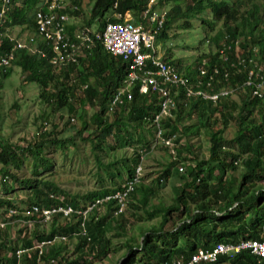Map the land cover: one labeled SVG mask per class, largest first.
I'll list each match as a JSON object with an SVG mask.
<instances>
[{"label": "trees", "instance_id": "16d2710c", "mask_svg": "<svg viewBox=\"0 0 264 264\" xmlns=\"http://www.w3.org/2000/svg\"><path fill=\"white\" fill-rule=\"evenodd\" d=\"M39 1L25 0L21 8L17 11L15 7L10 16H15V12L18 16H23V19L34 15ZM91 1L95 4L86 25L91 27L95 24L96 32H102L108 23L107 15L114 11L117 0ZM147 1L122 0L119 1L116 11L121 14L130 11L135 15L136 21L140 22L138 17ZM174 1L175 4L164 22L163 29L158 34L159 39L167 37L166 32L171 29L175 19L191 16L192 13L201 16L202 12L209 9L212 20L203 19L207 33L214 31L217 23H223V28L210 38L217 49L222 43L230 44L243 36L247 41L250 39L248 42L251 44L259 46L261 60L264 61V5L257 6L252 3L248 6L251 7L250 10L241 12L242 4L237 6L234 3L232 6L225 0ZM72 3V15L80 16L83 11L81 0L78 2L73 0ZM23 23L24 21L17 22L13 19L10 26ZM184 25L189 27L190 23L185 22ZM247 26H252L248 32ZM70 30L68 29V32L72 33ZM71 38L74 39V36L71 35ZM10 47L11 43L6 38L0 44V55L6 53ZM40 48H45V45ZM87 50H83L84 54L78 64L61 69H56L47 59L41 58L39 53L29 54L26 49L16 53L13 64L17 63L22 72L27 74V81L39 85L40 100L52 107L53 111L66 110L68 114L76 115L79 107L86 108L87 105L98 107L99 110L89 121L86 119L83 121L80 135L90 130L91 126H95L88 135L89 141L99 169H105L114 183L112 186H104L98 191L90 192L82 198L63 194L64 201L59 200L58 190L54 184L40 179L39 169L45 172L53 169L50 161L44 157L46 144L50 142L65 149L67 141L51 138V133L47 130L50 122L45 121L38 131L41 133L33 135L26 147L18 149L8 142L0 144L2 195H9V192L15 190V186L8 180H12L23 189H30L31 196L26 202L22 201L26 208L32 205L43 207L71 205L74 210H86L95 200L122 190L127 180L134 174L139 159L138 149L132 151V158L116 159L111 154L115 155L127 147L150 145L146 133H154L151 121L159 112L156 95L154 93L141 95L138 93L139 85H135L133 101L108 113L109 101L124 85L129 65L123 59L111 55L99 43ZM205 57L210 62L219 64L220 54H208ZM233 58L232 52L231 59ZM199 59L197 58V62ZM166 61L169 64L173 63L181 71V62L171 61V55ZM9 69L0 71V75L5 77ZM184 72L191 76L190 68ZM244 80L243 75L237 74H233L231 78L233 86L243 87ZM239 95L240 102L226 98L213 105L200 99L186 100L182 92L179 93L176 98L175 118L164 121V129H168L171 134L178 133L181 121L192 118L193 115H196L200 127L205 121L203 127L209 128L208 159L190 161L186 159L190 156L183 157V151L176 149V155L170 154L172 160L159 172V178L156 177V186L145 185L142 179L136 189L129 194L127 208V211L131 209L129 217L125 214L127 211L115 215L117 206L114 201L104 204L103 214L95 210L89 213L86 219L76 213L69 217L57 214L49 222L50 231L36 224L31 233L26 228H20L17 243L13 245L1 241L0 264H16L14 252L18 248L19 240L22 247L29 248L33 247L34 241H53L55 237H67L68 241L56 240L44 246L40 264H48L50 259L59 257L62 258V262L58 264H63V261L65 264H100L104 259L111 257L112 253L118 252L120 248L113 244L112 239L122 236H126L123 242L125 251L116 264L137 262L166 264L179 256L184 257L183 264H186L199 248L209 249L220 243L237 244L243 240H264V186L260 185L264 182V90L261 97L240 93ZM215 112L219 113V116L214 120ZM83 115L87 116L82 110L81 117ZM232 121L238 126L237 136L228 140L224 133ZM89 123L93 124L90 126ZM218 125L220 127L217 128ZM48 138H51L50 141ZM150 151L148 148V153ZM21 152L31 157L37 167L30 177L23 179L15 173L22 168ZM104 156L111 158V161L104 163ZM174 169L177 170V175H184L180 176V185L174 188L177 191L174 203L167 205L159 202L155 205L152 203L153 197H159L157 192L168 184ZM233 172H239L238 177L232 176ZM101 179L103 181V178ZM118 180L124 181V184H116ZM4 196L0 197V220L10 208L22 211L17 199ZM156 219H160V223L150 224V228L140 236L135 237V233L128 235L130 228H135L137 222ZM134 220L137 222L133 223ZM82 224L85 225L83 228L88 235L81 233ZM3 230L5 229L0 230V238L8 240V231ZM112 230L113 235L109 236L108 233ZM22 233L27 236L22 238ZM68 246L72 248L69 249ZM68 250L73 252L71 258L65 256L66 254L71 256ZM10 252L13 256L9 255ZM138 254H141V257L138 258ZM38 255V249H33L24 255L23 263L38 264ZM259 260V257L246 250L235 254L233 258L222 256L216 264H258ZM259 264H264V261Z\"/></svg>", "mask_w": 264, "mask_h": 264}, {"label": "built area", "instance_id": "2783aa9c", "mask_svg": "<svg viewBox=\"0 0 264 264\" xmlns=\"http://www.w3.org/2000/svg\"><path fill=\"white\" fill-rule=\"evenodd\" d=\"M119 1L122 0L115 2L114 13L111 14L115 20L109 21L102 32H96L85 27L70 34L67 31V25L70 20L69 12L73 11V6L69 9L65 0H40L36 6L34 19L38 36L46 46V48L41 49L34 45L32 37L22 40L8 33L7 24L14 6L12 0H0V44L6 38L11 43L7 52L0 55V71L8 70L15 61L16 53L25 49L28 50L29 54L39 53L41 58L47 59L56 69H61L78 64L84 54L83 50H90L99 43L111 55L123 59L129 65L124 85L116 91L109 101L108 113L114 112L117 108L133 101L135 85H139L138 93L141 95L154 93L159 105V112L151 121L154 127L155 140L149 146H139L138 164L134 174L127 180L122 190L111 193L103 199L95 200L87 206L86 210H74L71 205L59 207L32 205L30 208L22 207L21 212L15 208H10L3 220L0 221V230L6 229L10 223H16L20 228H26L31 233L36 224L45 228L57 214L69 217L76 213L86 219L89 213L95 210L100 212L104 208V204L109 201L115 202L117 206L116 215L125 213L129 204V194L136 189V186L143 179L148 148L151 150L150 152L157 147L168 148L170 154L176 155L179 135L178 133L171 134L168 129H164L163 122L175 118L176 98L180 89L183 90V97L185 98L200 96L202 99L216 103L220 97L230 93L225 87L216 91V86L221 83L218 76L222 75L227 82L231 74L230 71L240 69V72L246 75L245 86L251 94L262 96L264 62L260 61L258 49L247 47L242 50L240 39H236L230 44L222 43L220 60L224 65L223 70L218 66H211L209 60L202 59L198 69L200 73L199 82L196 85L197 91H195L188 87V80L174 65L165 61L161 50L156 48L158 34L163 29L169 14V0H148L139 14L140 22L135 21L134 14L130 11L125 12V14L118 13L116 9ZM71 35L74 36V39L71 38ZM232 52L235 53L234 61H230ZM202 86L205 90H201ZM57 198L64 201L63 196L59 195ZM18 215L20 217L15 218ZM34 216L35 218H33ZM13 217L15 220L10 222L9 220ZM84 226L82 224L81 230L85 234ZM25 236H27L25 233L21 234L22 238ZM56 240L68 241L67 237H55L53 241ZM53 241H34L33 247L29 248L19 246L14 252L16 264H24V255L33 249H38L37 262H42L43 247ZM246 250L260 258L258 264L264 261V240H243L237 244L220 243L209 249L199 248L186 261V264H216L222 256L233 258L235 254ZM11 252L9 255L13 256ZM57 262L58 260L52 259L49 264H57ZM183 263L184 257L179 256L166 264Z\"/></svg>", "mask_w": 264, "mask_h": 264}, {"label": "rangeland", "instance_id": "374dc122", "mask_svg": "<svg viewBox=\"0 0 264 264\" xmlns=\"http://www.w3.org/2000/svg\"><path fill=\"white\" fill-rule=\"evenodd\" d=\"M81 1L86 4V0ZM88 1L90 3H88L87 6L92 5L93 7L95 2H92L91 0ZM225 1L232 6L234 3L237 6L242 4L241 12H244L246 9L250 10L251 7L248 8V6L252 3L257 6L264 5V0ZM172 3L175 4V1H172ZM172 6L173 5L169 6V12L171 11ZM257 9L259 10V8ZM82 10L84 16L86 10L85 8ZM91 11L89 16H85L84 21L81 19L79 28L87 24V21L91 16ZM111 13L112 12L108 15H111ZM203 19L209 21L212 20L211 11L209 9L202 12L201 16L192 13L191 16H183L177 20L175 19L172 23L171 29L166 32L167 37L164 39H158L157 41V49L165 51L166 57L171 55V60H173L174 63H177L178 61L181 62L182 70H185L186 67H195L197 63L196 60L199 56L215 54L217 51V47L213 44L210 38L214 37L216 33L223 28V23H217L214 27V31L207 33V29L203 25ZM185 22H189L190 26H185ZM94 25L95 24H93L92 27L93 29H96L97 27ZM251 28L252 26H247L246 31H250ZM240 39H244V37L242 36ZM254 49L258 48L254 47ZM0 84L2 86L0 88L1 145L8 142L17 148L26 147L27 142H31L33 135L41 133L38 131L41 129L43 122L49 121L50 125H47V130L48 133H51V138H55L57 141H67V144L65 149L59 147L57 144L53 145L50 142L46 144L44 157L46 160L50 161L53 169L46 172L39 169V172L41 173L40 179L54 184V187H56L60 196L65 194L72 197L79 196L80 198L90 192L98 191L104 186L113 185L114 182L108 177L105 169H99L98 162L96 161L95 154L89 141L90 138L88 135L92 131L91 129L95 127L91 126L93 123H89L91 126L90 130L80 135L83 121L85 119L89 121L99 110L98 107H92L89 105H87L86 108L79 107L77 108L76 115L68 114L66 110L59 112L53 111L52 107L40 100L39 85L36 82L27 81V74L22 72L21 67L17 63L10 67L5 77L0 75ZM238 97H240L239 93H234L231 99L233 101L240 102ZM82 110L86 112V117L84 115L81 117ZM209 110L211 109L209 108ZM108 115L110 116V114ZM213 116L215 117V120L218 118L219 113L215 112L213 113ZM72 119H74V121ZM203 126L200 127L197 124L196 115H193L192 118H186L181 121L180 129L178 131V134L180 135L178 150L183 151V157L187 155L190 156L186 158L187 160L195 161L196 159L200 160L209 158V128ZM218 127H220V125H218L217 128ZM237 128V124H234V121H232L225 130V138L228 140L235 138L237 136ZM146 138L150 144L153 143L155 140V132L153 134L146 133ZM138 148L139 145L127 147L118 151L115 155L111 154V156H114L116 159H121L123 157L132 158V151L134 149L137 150ZM20 154L22 168L20 171L15 173L23 179L30 177L32 172L37 170V167L31 157L23 154L22 152ZM147 156L148 161L144 166L143 183L145 185L156 186V177H158L160 171L167 167L172 158H170L169 150L166 151V149L161 147H157L152 152H149ZM109 161H111V158L104 156L103 162L108 163ZM186 164L187 163H185V165ZM176 171L177 170L174 169V174L169 179L168 184L163 187L160 192H157L159 193L157 194L159 197H153L152 203L155 205L159 202H164L167 205L174 203V197L177 194V191H175L174 188H176L178 184L180 185V176H184L183 174L177 175ZM238 173L239 172H233L232 176L238 177ZM101 178H103V181H101ZM8 181L15 186V190L13 192H9V195H2L1 187L3 181L0 179V197L4 196L6 198L17 199L18 205L21 208L25 207L22 201L26 202V200L31 196V190L23 189L15 182H12V180ZM119 183L123 185L124 181H116V184ZM260 185L264 186V182ZM192 208L194 209V206H192ZM100 212L103 213L104 208ZM130 213L131 209L129 208L125 214L129 217ZM3 217H5V215H3ZM3 217L0 221L3 220ZM9 221L13 222L12 219ZM160 221V219L141 222L134 220L132 222H137L136 226L135 228H130V233H128V235L130 236L135 233V237L140 236L143 232H146L148 228H150V224L158 225ZM48 225L49 224H47L46 228H44L46 231H50L51 226ZM9 227L10 229H8ZM5 231H8L7 234L9 235V238L8 240L0 238V243L1 241H6V243L8 242L10 245L17 243L20 231L18 224L10 223L7 228L3 230V232ZM108 235L112 236L113 230L110 231ZM125 239L126 236H122L120 238L113 237V244L118 246L120 249L117 253H112L111 257L109 256L104 259V261L100 264H116L121 258L122 253L125 251L123 247ZM20 242L21 241L19 240L17 245L18 247L21 246ZM68 248L71 249V246H68ZM68 252L71 256L67 254L65 256H69L71 258L73 256V252H70V250H68ZM137 257H141V254H138Z\"/></svg>", "mask_w": 264, "mask_h": 264}, {"label": "clouds", "instance_id": "9594fccd", "mask_svg": "<svg viewBox=\"0 0 264 264\" xmlns=\"http://www.w3.org/2000/svg\"><path fill=\"white\" fill-rule=\"evenodd\" d=\"M66 1V0H65ZM73 1V0H72ZM75 1H77V0H75ZM172 1L173 0H169V6H171V5H173V3H172ZM40 2V1H39ZM78 2V1H77ZM12 4H13V6H14V8H15V1L14 0H12ZM66 4L68 5V7H69V9L72 7V2H70L69 4L66 2ZM112 13H114V11L112 12ZM111 13V14H112ZM170 13V12H169ZM12 14V13H11ZM35 14V13H34ZM83 14V13H82ZM69 15H70V20L72 19V18H74L75 16H73L72 15V11H70L69 12ZM34 16V15H33ZM107 16H109V19H108V22L109 21H111V19H113V16H111V15H107ZM169 16V15H168ZM134 17H135V15H134ZM138 19H139V17H138ZM70 20H69V22H70ZM135 21H136V18H135ZM69 22H68V25H67V31H68V29H69ZM137 22V21H136ZM10 23H11V16L9 17V21H8V24H7V26L9 27V28H12V27H15V25L14 26H10ZM34 25H35V19H34ZM16 26H19V25H16ZM85 27H88L87 25H83L82 27H80V28H78L77 30H75L74 32H72V33H75L76 31H78V30H80V29H82V28H85ZM88 28H91V29H93V27L91 26V27H88ZM35 29H36V26H35ZM94 31H96V29H93ZM37 32V31H36ZM69 33V32H68ZM72 33H70V34H72ZM39 36H38V33H37V35L36 36H33L32 38L34 39V45H36V46H42L43 45V42L41 41V39L40 40H37V39H39L38 38ZM240 38H242L241 36L240 37H238L237 39H240ZM158 39L159 38H157V40H156V44H157V41H158ZM241 40V48L242 49H246L247 47H249V48H251V49H253L254 47H257L258 48V50L260 51V55H259V58H260V61L261 62H264V61H262L261 60V57H262V54H261V49L259 48V46H257V45H253V44H251L250 42H248L250 39H248V41L247 40H245V39H240ZM221 47H222V45H221ZM220 47V48H221ZM45 48H46V46H45ZM156 48H157V46H156ZM220 48H218L217 49V51H216V53H218V54H220ZM44 49V48H43ZM159 50V49H158ZM161 50V52L163 53V57H164V60L166 61V56H165V51H163L162 49H160ZM232 56V55H231ZM231 56H230V61H234L235 60V53H234V58L233 59H231ZM198 58H200L199 60H198V62L196 63V65H195V67H186L185 69H187V68H190L191 69V76H187L186 74H185V70H182V68H181V71H179L187 80H188V87H190V88H192V89H194L195 91H197V88H196V85H197V83L199 82V75H200V73H199V71H198V69H199V67H200V62H201V60L202 59H207V60H209L207 57H205V56H199ZM171 61H173V60H171ZM197 61V60H196ZM210 61V60H209ZM168 62V61H167ZM169 63V62H168ZM211 63V66H213V67H215V66H218L220 69H222L223 70V63H222V61L220 60V57H219V64H215V63H212V62H210ZM171 65H174L173 63L171 64ZM182 65V64H181ZM175 66V65H174ZM176 67V66H175ZM177 68V67H176ZM178 69V68H177ZM230 77H229V79H228V81L227 82H225V80H224V78H223V76L222 75H219L218 77H219V79L221 80V83L219 84V85H217L216 86V91H220V89H221V87H225L230 93L227 95V96H222V97H220V99L216 102V103H220V101L221 100H223V99H226V98H231L232 96H233V94L234 93H236V94H238V93H240L241 95H246V94H248V95H250V96H252L253 97V95L251 94V92H250V90L245 86V80H244V83H243V87H240V86H238V85H236V86H233V84H232V82H231V78H232V76H233V74H237V75H243L244 76V78H246V75L245 74H243V73H241L240 72V69H237V70H231L230 71ZM201 90H205L204 89V87L202 86L201 87ZM264 90V89H263ZM182 92V95H183V90H179V92H178V94L179 93H181ZM183 98H185V97H183ZM194 99H200V100H203V101H207V102H210V100H206V99H202V97H200V96H194L193 97ZM186 100L187 99H192V98H185ZM211 103L213 104V105H216V103H214L213 101H211ZM73 120V119H72ZM104 212H105V208H104ZM103 212V213H104ZM100 214H103V213H101V212H99ZM116 215V214H115ZM86 231V230H85ZM81 233H83L82 232V230H81ZM84 234V233H83ZM84 235H88L87 234V232L84 234ZM88 240H90V238L88 237L87 238ZM72 248V247H71ZM54 260H58V262H57V264L59 263V262H62V258L61 257H59V258H53ZM52 259H50V261H51ZM50 261H49V263H50ZM38 263V262H37ZM48 263V264H49ZM38 264H40V263H38ZM63 264H65V261H63Z\"/></svg>", "mask_w": 264, "mask_h": 264}, {"label": "crops", "instance_id": "0c3cea01", "mask_svg": "<svg viewBox=\"0 0 264 264\" xmlns=\"http://www.w3.org/2000/svg\"><path fill=\"white\" fill-rule=\"evenodd\" d=\"M14 1H15V7L18 11V9L21 8V6L25 0H14ZM66 2L69 4L70 2H72V0H66ZM88 3H90L88 0H86V4H84L83 1H81L82 8H85L86 13L84 16L81 13L80 16H75L74 18H72L70 20L68 27H69V30L71 29L70 30L71 32H74L75 30H77L79 28V25L81 24V19H82V21H84L85 16L90 15L92 5L87 6ZM16 13L17 12H15V16L11 17V22L13 19H15L17 22L24 21V23H23V25H19V26L9 28L8 33L13 37H16V38H19L22 40H27L29 37L36 36L37 33H36L35 25H34V16L29 15L26 17V19H23V16H18ZM94 26L97 27L96 25H94ZM96 30H97V28H96ZM147 161H148V157H147L146 162Z\"/></svg>", "mask_w": 264, "mask_h": 264}]
</instances>
